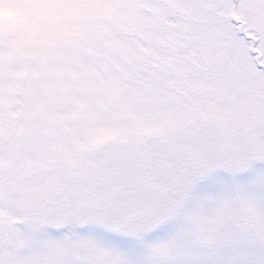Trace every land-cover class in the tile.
<instances>
[{
	"label": "snow or ice",
	"instance_id": "1",
	"mask_svg": "<svg viewBox=\"0 0 264 264\" xmlns=\"http://www.w3.org/2000/svg\"><path fill=\"white\" fill-rule=\"evenodd\" d=\"M11 3L0 264H264V0Z\"/></svg>",
	"mask_w": 264,
	"mask_h": 264
},
{
	"label": "rangeland",
	"instance_id": "2",
	"mask_svg": "<svg viewBox=\"0 0 264 264\" xmlns=\"http://www.w3.org/2000/svg\"><path fill=\"white\" fill-rule=\"evenodd\" d=\"M27 3V0H12L11 4H6L5 9L11 8L12 10H18L25 7ZM0 22H2L4 25H7L9 23V20L7 18H0ZM14 23H22L23 21L20 18H13Z\"/></svg>",
	"mask_w": 264,
	"mask_h": 264
}]
</instances>
